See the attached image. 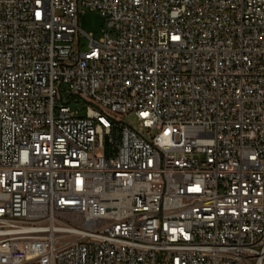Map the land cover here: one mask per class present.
<instances>
[{
    "label": "built area",
    "instance_id": "1",
    "mask_svg": "<svg viewBox=\"0 0 264 264\" xmlns=\"http://www.w3.org/2000/svg\"><path fill=\"white\" fill-rule=\"evenodd\" d=\"M0 264H264V0H0Z\"/></svg>",
    "mask_w": 264,
    "mask_h": 264
},
{
    "label": "rangeland",
    "instance_id": "2",
    "mask_svg": "<svg viewBox=\"0 0 264 264\" xmlns=\"http://www.w3.org/2000/svg\"><path fill=\"white\" fill-rule=\"evenodd\" d=\"M80 29L82 30L80 45L83 50H87L90 40L86 35H89L94 40L99 41L104 36V33L107 30V21L99 11L88 6H82L80 8ZM64 98H69V95L66 93V87H64ZM71 106L85 115L87 107V104L85 102H72ZM115 117L116 119L124 121L125 123L131 125L133 128L141 132H146V130L142 128L141 123L138 121L137 117L132 113L126 115L116 114Z\"/></svg>",
    "mask_w": 264,
    "mask_h": 264
}]
</instances>
